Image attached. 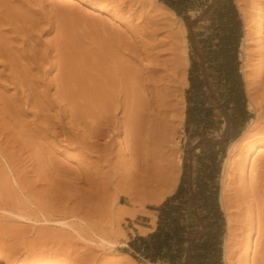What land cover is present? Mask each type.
<instances>
[{
    "label": "rangeland",
    "instance_id": "rangeland-1",
    "mask_svg": "<svg viewBox=\"0 0 264 264\" xmlns=\"http://www.w3.org/2000/svg\"><path fill=\"white\" fill-rule=\"evenodd\" d=\"M233 1L242 23L238 70L243 96L237 98V79L233 76L231 80H225V76L215 67L218 65L217 61L211 58L213 39H210L212 32L207 27L212 23L214 12L208 8V0H196L183 15H178L171 9L175 13L171 19L176 24L160 33L166 31L168 35L171 34L169 41L172 38L174 41L178 39L180 43L175 42L178 48L171 43L173 40L170 42L176 50L169 46L170 43L163 41L161 34L162 38L160 40L158 36V40L144 33L146 30H142L143 25H140L143 23L142 19L137 16L127 17L122 10L113 8L102 0H0V185L6 189L5 192L0 187V194L3 195L0 196V264L262 263L259 259L262 255L261 247H255V229L248 235L246 232H239L240 224H244L245 212L237 210L243 199L238 197V200L236 197L240 182L236 179V174L242 163L239 168L243 169V180H250V173H254L252 169L259 167L261 155L264 154V139L253 135L264 127V119L258 118L255 109L249 106L242 76L245 69L250 81L251 95L257 104L262 103L260 93L264 89V57H259L261 54L258 52L264 49V32L258 26L252 25L254 22L251 20V8L247 6L250 0H240L241 6L247 7L244 9L248 17L251 16L249 24L252 27L249 25L247 31L251 35L248 33L244 39L247 29L244 27L238 3ZM130 18L132 19L129 20ZM256 23H259L258 20ZM174 26L176 29L172 28ZM177 27L181 31L175 34ZM172 33L177 35V39ZM167 37L164 36V39ZM194 39H197L202 61L198 70L201 85L198 90L193 91L189 81V43ZM185 40L187 65L183 60ZM158 41H163L166 45H159ZM172 59L178 61L175 69L170 67ZM121 73H127L130 77L134 73L140 76V84L145 88L147 99L151 96L153 85H156L155 76L162 77L159 87H163L166 81L168 84L169 75L173 77V80L170 77V87H175L172 100V110L175 111L172 113L175 115L174 119L177 117L173 120L177 131L174 136V149L172 147L168 150V157L171 158L168 169L172 173L168 171L166 177L169 179V175L173 174L171 178L175 183L166 193L162 192L166 191L164 184L167 180L158 181V192L153 190L152 187L156 189L154 185H150L154 192H145L143 190L147 189L144 188L140 196L137 194L141 192L136 193V189H129L128 183L124 182L125 153L119 156L113 154L111 165L105 164L97 156L101 153L100 146L104 143V136L96 138L86 129L90 125L87 124L88 118L96 116L91 90L94 93L95 87L102 83V78L107 77L105 75L116 77ZM258 76H262L261 79ZM195 91L197 96L194 95ZM26 95L29 98L34 97L28 100ZM71 97L78 100L76 106L84 109V112L80 109L77 112L78 108L73 107L70 102ZM44 110L49 113L43 115L46 114ZM188 110L191 120L186 124ZM71 111L75 113L74 116L77 115V124L76 117L70 116ZM253 121H257L256 126L248 129ZM68 131L69 138H73L70 142L66 134ZM50 133L53 135H49ZM123 136V132L116 134L113 153L126 145ZM236 139H241V142L237 140L235 145ZM143 143L145 147H141L146 149L147 143L144 140ZM228 160H232V164L221 200L222 171ZM132 163L133 161H128L126 164ZM107 171H110L107 176L111 177H105ZM113 172H117L116 175ZM82 175H87L93 183H87L88 180H84ZM106 178L112 183L106 191H101ZM122 186L129 189L132 198L126 199L122 196L123 199H119L118 187L122 190ZM179 187L180 193L171 200L167 217L165 215L163 220L164 228L175 241L169 244L171 247L161 242L158 249V237L155 241L140 237H147L155 231L158 212L154 207L178 193ZM91 191L96 192L91 195ZM155 197H158V201L151 202V198ZM123 210L125 213H122ZM22 211L26 212L25 217H20ZM228 217L232 219L229 232ZM152 221L155 222L154 225ZM99 223L108 228L119 241V245L112 249H100L94 243L77 236V224L86 229L89 225L94 228ZM136 223H144L143 227L152 228L139 233L137 229L140 227ZM239 233L245 235L244 240ZM240 241H244L242 243L245 245L249 241L246 245L248 248L241 246ZM87 245H94V249L89 251L85 248ZM91 250L95 257L89 253ZM244 256L246 260H243Z\"/></svg>",
    "mask_w": 264,
    "mask_h": 264
},
{
    "label": "bare ground",
    "instance_id": "bare-ground-1",
    "mask_svg": "<svg viewBox=\"0 0 264 264\" xmlns=\"http://www.w3.org/2000/svg\"><path fill=\"white\" fill-rule=\"evenodd\" d=\"M100 1V0H99ZM102 1H105L107 4H111V6H113V8L115 7L116 9H120V11L122 10V12H124L127 17L128 16H137L138 18L142 19L141 22H143L142 24L140 25H143L141 28H143L142 30H146V32L144 31V33L146 34H149V36L151 37H158L160 36V40L161 38L163 39V41L165 43H170L173 38L170 40V36L171 34L168 35V32H164V36H168L167 39L165 38L164 39V36L163 34H161L160 32H162L165 28H171L172 24H174V21H172V15H174L175 13L169 9L168 7H166L164 4L160 3L158 0H102ZM237 3H238V8L240 10V13H241V16H242V19H243V22H244V27L246 32L244 34V39L248 36V33L247 32L249 30V18H251V16H253L251 18L252 22H254L252 25H255V26H258L259 29H261L262 31L261 32H264V0H250L249 4L247 5L249 8H251V11L252 12V15L250 13V17H248V13H246L245 9L244 8H247V7H242L241 6V2L240 0H236ZM104 3V2H102ZM105 4V3H104ZM109 6V5H108ZM104 7H107V6H104ZM101 8V7H100ZM112 8V10H113ZM250 10V9H249ZM121 12V13H122ZM248 12V11H247ZM124 14V15H125ZM122 14V16H124ZM137 18V19H138ZM174 18V17H173ZM176 18V17H175ZM178 18V17H177ZM132 18H130L129 20H131ZM139 19V21H140ZM134 20V19H133ZM180 20V19H179ZM250 20V21H251ZM258 20L259 23H256V21ZM138 20H136L137 22ZM172 21V22H171ZM132 22V21H130ZM135 22V23H136ZM138 23V22H137ZM136 23V24H137ZM140 23V22H139ZM138 23V24H139ZM178 23V22H177ZM181 23V22H180ZM176 24V23H175ZM174 24V25H175ZM179 24V23H178ZM258 24V25H256ZM139 26V25H137ZM251 26V25H250ZM136 27V26H135ZM252 27V26H251ZM254 27V26H253ZM172 28H175L172 27ZM181 28V27H179ZM183 28V27H182ZM257 28V27H256ZM148 29V30H147ZM176 29V28H175ZM174 29V30H175ZM184 29V28H183ZM182 29V31H183ZM254 29V28H253ZM259 29H258V32H259ZM139 30V29H137ZM141 30V32H142ZM179 30L181 31V29H178L177 27V32L174 31L175 34H177L179 32ZM252 29L250 28V31ZM159 33V35H157ZM162 37H161V35ZM167 34V35H165ZM156 35V36H155ZM173 35V33H172ZM249 35H251V33H249ZM260 35V34H259ZM146 36V35H145ZM174 36V35H173ZM177 35H175L174 37H176ZM172 37V36H171ZM155 38V39H156ZM158 39V38H157ZM177 39V37H176ZM159 40V39H158ZM167 40V42H166ZM154 41V40H153ZM156 41V40H155ZM154 41V42H155ZM162 41V43H164ZM169 41V42H168ZM174 41V40H173ZM175 42L177 43L178 42V39L177 41L175 40L174 42H171L173 45L175 44ZM153 43V42H152ZM159 43V41H158ZM158 43H156L155 45H158ZM161 43V42H160ZM159 43V45H160ZM161 43V44H162ZM163 44V45H166V44ZM171 43L169 44V46L171 45ZM180 43V42H178ZM177 43V44H178ZM185 50H183L184 52V55H185V64L187 65L188 64V59H187V52H186V40H185ZM149 46V45H147ZM175 46L177 47L178 45L175 44ZM181 46V45H180ZM150 47V46H149ZM158 47V46H156ZM172 49L174 46H172ZM170 47V48H171ZM175 47V48H176ZM164 48V47H163ZM162 48V49H163ZM169 48V47H168ZM169 48V49H170ZM174 48V49H175ZM178 48V47H177ZM176 48V49H177ZM264 48V47H262ZM173 49V50H174ZM175 49V50H176ZM171 50V49H170ZM157 51V50H156ZM164 51V49H163ZM169 53V52H168ZM261 54V56L259 57H264V49H262L260 52H258ZM177 55V53H175ZM181 56V55H180ZM176 57V56H175ZM178 58V57H177ZM168 59V58H167ZM173 60V59H172ZM171 60V61H172ZM156 61V60H155ZM170 61V60H169ZM164 63V62H163ZM168 63V62H167ZM177 62H175V60H173V62L171 63V68L172 69H175L177 67ZM158 71V70H157ZM166 73V72H165ZM127 75V73H125ZM136 73L131 74V77L130 76H126L124 74H120V75H116V77H111L109 74L105 75L107 77H103L102 78V83H100L98 86L95 87V90L93 91L94 93H92V90H91V98L92 100L94 101V107H96V116L90 118H88V123L87 124H90L88 127H86V129L88 128V133H92L93 135H95L96 138H98L97 136H104V143L102 144V146H100V152L101 153H98L97 156L99 158H102L104 161L105 164L109 165L111 162V157L113 156V154L119 156L121 155V153H125V159H126V163H128V161H133L132 164H126L125 163V166H124V172H125V177H124V182L128 183V186H129V189H136L135 192H141L142 189H147V190H143V191H148L149 192H152L153 190H155V192L157 191L158 192V181L162 182L164 180H167L166 183H160V184H164L165 185V188H166V191L161 192L162 193H166L167 191H169L171 189V187L174 185L175 181L174 179L171 178V175L173 174H170V169H168V166L170 164V160L171 158H169V153H168V150L169 149H172V147L175 145L174 143V136L176 134V131H177V128H176V124L174 125L173 123V120H175L177 117H175L174 119V116L172 111H175L172 110V100H173V97L175 96V87H170V77L172 76H168L167 80H168V84L167 81L166 83L164 84V86L162 87H159L160 84L159 82L162 80V77H157L155 76L154 80H156L157 82L156 85H153L152 87V90L150 91L151 93V96L149 99L146 98L145 96V88L143 89L142 88V85L140 84L142 79H140L138 76L135 75ZM164 74V73H163ZM260 74V73H259ZM108 75L110 77H108ZM113 76V75H112ZM260 77L262 76H258V79H261ZM182 78V77H181ZM243 78H244V81H245V88H246V94H247V98H248V104L249 106H252L256 113H257V117L258 118H262L264 119V89H262L261 93H260V97L262 99V103L259 102V104H257V102H255V98L253 97V95H251L252 91L250 90V81L247 79V74L245 72V69H243ZM141 80V81H140ZM172 80H173V77H172ZM249 83H248V81ZM153 81V80H152ZM184 81H185V85L187 84V79L186 77L184 78ZM179 83V82H178ZM172 84V83H171ZM175 84V83H174ZM151 85V84H150ZM177 85V84H176ZM62 86V85H60ZM174 86V85H173ZM63 87V86H62ZM77 88V87H76ZM94 88V87H93ZM59 89V88H58ZM79 89V88H77ZM36 90V89H35ZM82 90V89H80ZM79 90V91H80ZM49 91V90H48ZM56 91V90H55ZM58 92V91H56ZM70 91H68L69 93ZM74 93V91H72ZM71 92V93H72ZM86 92V91H84ZM177 92V90H176ZM72 93V94H73ZM77 93V92H76ZM83 94V92H81ZM63 94V93H62ZM82 94H78L80 97H82ZM53 95V94H52ZM77 95V96H78ZM87 95V94H86ZM27 96V95H26ZM30 96V95H29ZM31 97H34V96H31ZM30 97V98H31ZM45 97V96H44ZM59 97V96H58ZM61 97V96H60ZM79 97V98H80ZM85 97V96H84ZM181 97V96H180ZM29 97L27 96V99ZM29 98V99H30ZM28 99V100H29ZM43 99V98H42ZM71 103L73 105V107H76L78 108L76 105L78 103H76L78 100L76 98H73L71 97ZM82 99V98H81ZM83 99H86V98H83ZM90 99V98H89ZM178 99V98H177ZM37 100V98H36ZM35 100V101H36ZM41 100V99H40ZM55 100V98H54ZM62 100V99H61ZM67 100V99H66ZM69 100V99H68ZM67 100V101H68ZM91 100V101H92ZM26 101V100H25ZM34 101V100H33ZM86 101V100H85ZM30 102V101H29ZM40 102V101H39ZM54 102V101H53ZM57 102V101H56ZM26 103V102H25ZM48 103V102H47ZM66 103V102H65ZM68 103V102H67ZM177 103V102H176ZM38 104V103H37ZM43 104V103H42ZM61 104V103H60ZM35 105V104H34ZM71 105V104H70ZM71 105V106H72ZM42 106V105H41ZM44 106V105H43ZM54 106V105H53ZM68 106V105H67ZM80 106V105H78ZM174 106V105H173ZM13 107V106H12ZM176 107V106H175ZM53 108V107H52ZM59 108V107H58ZM72 108V107H71ZM178 109V107H176ZM8 109H10L8 107ZM13 109V108H12ZM12 109H11V112H12ZM61 109V108H60ZM59 109V110H60ZM78 108L77 112L79 113L80 109ZM87 109V108H86ZM7 110V109H6ZM67 110V109H66ZM73 110V109H72ZM75 110V111H76ZM84 110V109H83ZM82 110V111H83ZM9 111V110H8ZM41 111V110H40ZM48 111V110H47ZM63 111V109H62ZM92 111V110H91ZM90 111V112H91ZM5 112V111H4ZM44 112H46L44 110ZM42 112V113H44ZM60 112V111H59ZM64 112V111H63ZM72 112V111H71ZM76 112V113H77ZM84 112V111H83ZM82 114H85L83 113ZM47 113L49 112H46V114L44 113L43 115H47ZM93 113V112H92ZM41 114V113H40ZM57 114V113H56ZM62 114V113H61ZM65 114V112H64ZM74 112L71 113L70 116H74ZM117 114L120 116L118 117ZM67 115V114H66ZM10 116V115H9ZM63 116V114L61 115ZM77 116V115H76ZM74 116V117H76ZM80 116V115H78ZM177 116V115H176ZM43 117V116H42ZM45 117V116H44ZM47 117V116H46ZM65 117V116H64ZM69 117V116H68ZM73 117V118H74ZM47 119V118H46ZM72 119V118H71ZM78 118L76 117L75 118V121L77 120ZM83 119V118H82ZM257 119V118H256ZM260 119V120H262ZM14 120V119H13ZM70 120V119H69ZM68 120V121H69ZM74 120V119H73ZM80 120V119H79ZM259 120V121H260ZM8 121V120H7ZM71 121V120H70ZM86 121V120H85ZM43 122V121H42ZM61 122H62V119H61ZM73 122V121H72ZM82 122H84L82 120ZM261 122V121H260ZM13 123V122H12ZM17 123V122H16ZM51 123V122H50ZM80 123V122H79ZM86 123V122H85ZM41 124V123H40ZM44 124V123H43ZM63 124V123H62ZM60 123V125H62ZM69 124V122H68ZM71 124V123H70ZM74 124V123H73ZM76 124H77V121H76ZM255 124H257V121H253V123H250L248 125V129L249 128H252ZM259 124V123H258ZM2 125V124H1ZM14 125V124H13ZM56 125L59 126V124L57 123ZM67 125V124H66ZM86 125V124H85ZM10 126V125H9ZM12 126V125H11ZM10 126V127H11ZM63 126V125H62ZM87 126V125H86ZM256 126V125H255ZM14 127V126H13ZM17 127V126H16ZM37 127V126H36ZM44 127V126H43ZM60 127V126H59ZM68 127V126H67ZM75 127V126H74ZM85 127V126H84ZM1 128V127H0ZM82 128V127H81ZM254 128V127H253ZM8 129V128H7ZM18 129V128H17ZM60 129V128H59ZM259 129V128H258ZM21 130V129H20ZM42 130V129H41ZM65 130V128H64ZM73 130V129H72ZM10 131V129H9ZM30 130H28L29 132ZM60 131V130H59ZM66 131V130H65ZM87 131V130H86ZM85 131V132H86ZM27 132V131H26ZM70 131H68V133H66L67 135L69 134ZM74 132V131H73ZM120 132H123L124 133V136H123V140L126 142V145L124 146L123 149H117L115 151V153H113V147H114V138L116 136V134L120 133ZM15 133V132H14ZM20 133V131H19ZM17 133V134H19ZM60 133V132H59ZM63 133V132H61ZM72 133V132H71ZM87 133V132H86ZM6 134V133H5ZM12 134V133H10ZM30 134V133H28ZM55 134V133H54ZM65 134V133H63ZM65 134V135H66ZM82 134V133H81ZM85 133H83L84 135ZM2 135V134H1ZM14 135V134H13ZM21 134H19L20 136ZM31 135V134H30ZM51 135V133L49 134ZM53 135V134H52ZM51 135V136H52ZM57 135V134H56ZM82 135V137H83ZM90 135V134H89ZM88 135V136H89ZM255 136H257L258 139H264V127H261L259 130L255 131L254 134ZM16 136V135H14ZM24 136V135H23ZM36 136V135H35ZM87 136V137H88ZM252 136V135H251ZM3 137V136H2ZM11 137V136H10ZM21 137V136H20ZM32 137L33 134H32ZM38 137V136H37ZM46 137V136H45ZM66 137V136H65ZM68 137V140L70 142V139L72 138H69V135L67 136ZM74 137V136H73ZM86 137V136H85ZM5 138V137H4ZM8 138V137H7ZM6 138V139H7ZM23 138V137H22ZM27 138V137H26ZM55 138V137H54ZM58 138V137H56ZM103 138V137H102ZM13 139V137L11 138ZM17 139V138H16ZM15 139V140H16ZM34 139V138H33ZM60 139V138H59ZM57 139V141H60V140H63V139ZM66 139V138H65ZM73 139V138H72ZM75 139V138H74ZM92 139V138H91ZM23 139H21L22 141ZM25 140V139H24ZM23 140V141H24ZM30 140V139H29ZM38 140V139H37ZM68 140H67V143H68ZM86 140V139H85ZM89 140V139H88ZM98 140V139H97ZM143 140L147 143L146 145V149L145 148H142V147H145V145L143 146L142 143H143ZM238 139H236L234 141V144L235 142H237ZM7 141V140H6ZM11 142V141H10ZM13 142V141H12ZM18 142V140H17ZM16 142V143H17ZM65 142V141H64ZM81 142H84L81 141ZM80 142V143H81ZM93 142V141H92ZM95 142V141H94ZM238 142H241V139L238 140ZM3 143V142H2ZM15 143V142H14ZM22 143V142H20ZM28 143V141H27ZM30 143V141H29ZM28 143V144H29ZM74 143V142H73ZM85 143H87V141H85ZM84 143V144H85ZM11 144V143H10ZM83 144V143H82ZM141 144V145H140ZM144 144V143H143ZM240 144V143H238ZM95 145V144H94ZM93 145V146H94ZM100 145V144H99ZM236 145V144H235ZM234 145V146H235ZM7 146V145H6ZM10 146V145H9ZM8 146V147H9ZM80 146V145H79ZM84 148L85 145H82ZM97 146V145H96ZM142 146V147H141ZM18 147V146H17ZM98 147V146H97ZM5 148V147H4ZM21 148V147H19ZM25 148V147H24ZM29 148V147H28ZM77 148V147H76ZM93 149V148H92ZM142 149V150H141ZM143 149H145L143 151ZM174 149V147H173ZM2 150V148H1ZM17 149H15L16 151ZM23 150V149H22ZM25 150V149H24ZM29 150V149H28ZM86 150V149H85ZM88 150V149H87ZM3 151V150H2ZM27 151V150H26ZM91 151V150H90ZM99 151V150H98ZM142 151V152H141ZM173 151V150H172ZM170 151V153L172 152ZM17 152V151H16ZM15 152V153H16ZM92 152V151H91ZM2 153V152H1ZM7 153V152H6ZM5 154V153H4ZM2 155V154H1ZM6 155V154H5ZM12 155V154H10ZM96 155V154H95ZM4 157V155H2ZM18 156V154H17ZM10 158L12 156H9ZM18 158V157H17ZM120 158V157H119ZM6 159V157H5ZM8 159V157H7ZM124 159V158H123ZM261 164H259L258 168H253L252 171L254 172L253 174L250 173V180L248 181H245L243 180V169L239 168L241 166L238 167V171L237 172V178L240 182H239V186H238V189L236 190V194H237V199L239 197V199H243V202L242 203H238L239 206L237 208L238 211L240 210H243L245 212V218L243 220L244 224L241 225L240 224V230L239 232H243L245 234V232L248 234H250L252 231H254L255 229V234H256V239H255V247H257L258 245L261 247V252H262V255L261 257L259 258L260 261L262 260V263L261 264H264V154L261 155ZM8 161V160H7ZM6 161V162H7ZM12 161V160H11ZM123 161V160H122ZM13 162V161H12ZM11 162V164H12ZM113 163V162H112ZM118 163V161H117ZM121 163V161H120ZM17 164V163H15ZM230 164H232V160H228L225 164H224V168H223V171H222V186H221V193H220V198L221 200L223 199L224 197V188L226 187V180L228 179L229 177V167H230ZM111 165V164H110ZM16 166V165H15ZM97 167V166H95ZM112 167V166H111ZM115 167V166H114ZM120 167V166H119ZM173 167V166H172ZM171 167V168H172ZM11 168V167H10ZM16 168V167H15ZM18 168V167H17ZM99 168V167H98ZM170 168V167H169ZM85 169V168H84ZM95 169V168H94ZM93 169V171H94ZM107 169V168H106ZM112 170V168H110ZM232 169V168H231ZM13 170V169H12ZM17 170V169H16ZM86 170V169H85ZM98 170V169H97ZM15 171V170H14ZM18 171V170H17ZM22 171V170H21ZM99 171V170H98ZM169 172V176L170 178L167 179V173ZM82 172V171H81ZM87 172V171H86ZM89 172V171H88ZM101 172V171H100ZM110 172V171H109ZM108 171L105 172V177L107 176V173H109ZM143 172V173H142ZM2 172H0L1 174ZM15 173V172H14ZM104 173V172H102ZM114 173V172H113ZM112 173V176H114V174L116 175V173L113 174ZM172 173V172H171ZM82 174V173H81ZM84 174V173H83ZM7 175V174H6ZM17 175V174H15ZM22 175V173H21ZM91 175V174H90ZM89 175V176H90ZM104 175V174H103ZM2 176V175H1ZM83 176V175H82ZM122 176V175H121ZM4 177V176H3ZM2 177V178H3ZM16 177V176H14ZM24 177V176H23ZM94 177V176H93ZM96 177V176H95ZM107 177H111V176H107ZM80 178V176H79ZM114 178H117V176ZM227 178V179H226ZM16 179V178H15ZM21 179V177H20ZM83 179L84 180H88L87 183H90V185L93 183L92 182V179L89 178L87 175H84L83 176ZM22 180V179H21ZM95 180V179H94ZM24 181V180H23ZM96 181V180H95ZM2 182V181H1ZM17 182V181H16ZM86 182V181H85ZM97 182V181H96ZM226 182V184H225ZM4 183V182H3ZM95 183V182H94ZM104 186L102 187L101 191H106V189L108 188L109 184L112 183V181L108 180L106 178V181H104ZM118 183V182H117ZM116 183V185H117ZM125 183V184H126ZM2 184V183H1ZM18 184V182H17ZM23 184V183H22ZM123 184V183H122ZM5 185V184H4ZM8 185V184H7ZM21 186V182L19 184ZM26 185V183H25ZM95 185V184H93ZM97 185V184H96ZM99 185H100V182H99ZM114 185V184H112ZM119 185V184H118ZM121 185V184H120ZM150 185H154L156 187V189L153 188V190L151 191V186ZM3 186V184H2ZM29 186V185H28ZM126 186V185H125ZM150 186V188H149ZM1 187V185H0ZM8 187V186H7ZM26 187V186H25ZM24 187V188H25ZM163 187V186H162ZM2 188V187H1ZM21 188V187H20ZM23 188V190H24ZM28 188V187H27ZM4 189V191L6 192V189L5 188H2V190ZM31 189V188H30ZM99 189V188H98ZM121 189V188H120ZM119 187H118V190H119V194L117 195L118 197H120L119 199H121L122 196H124L126 199L130 198L131 195H130V192L128 191L129 189H127V187L123 188L122 186V190H120ZM140 189V190H139ZM150 189V191L148 190ZM163 189V188H162ZM10 190V189H9ZM13 190V189H12ZM28 190V189H27ZM93 190V189H92ZM115 190V189H114ZM1 191V190H0ZM21 191V190H20ZM10 192V191H9ZM23 192V191H22ZM28 192V191H26ZM96 191H91V195L94 194ZM99 192V191H98ZM116 192V191H115ZM154 192V191H153ZM25 193V192H23ZM101 193V192H100ZM118 193V191H117ZM141 193H138L137 195L140 196ZM146 194V193H144ZM152 194V193H151ZM96 195V194H95ZM147 195V194H146ZM1 196V194H0ZM3 196V195H2ZM1 196V197H2ZM8 196V195H7ZM143 196V195H142ZM145 196V195H144ZM149 196V195H148ZM152 196V195H151ZM29 197V196H28ZM146 197V196H145ZM163 196L161 195V198ZM10 198V197H9ZM132 198V197H131ZM2 199V198H1ZM8 199V198H7ZM123 199V198H122ZM121 199V200H122ZM152 199V200H151ZM149 200H151V202H157L158 201V197H155V198H151ZM238 199V200H239ZM245 199V200H244ZM4 200V199H3ZM240 200V201H241ZM11 201V199H10ZM2 202V201H0ZM5 203V202H3ZM13 203V202H12ZM237 203V201H236ZM1 204V203H0ZM15 205V204H14ZM26 205V204H24ZM243 205V206H242ZM17 206V205H15ZM19 206V205H18ZM27 206V205H26ZM29 207V206H28ZM24 208H27L24 206ZM19 209H21L19 207ZM141 209V208H140ZM28 210V209H27ZM126 210V209H125ZM20 211V210H19ZM26 211V210H25ZM33 211V210H32ZM124 211V210H123ZM129 210H127L126 212H128ZM21 212V211H20ZM19 212V213H20ZM30 213V211H28ZM35 212V211H34ZM122 213H125L122 212ZM130 213V211L128 212ZM25 214L26 212L22 211V213H20V217H25ZM123 215V214H122ZM27 216L29 217V215L27 214ZM26 216V217H27ZM130 216V215H129ZM27 217V218H28ZM131 217H133L131 215ZM26 218V219H27ZM155 220V219H154ZM232 220V219H231ZM231 220L230 218L228 217L227 218V231H231ZM240 220V219H239ZM242 222V220H240ZM153 222V225L155 224L154 221ZM151 222V224H152ZM233 222V221H232ZM94 224V223H93ZM100 224V223H99ZM102 224L100 225H96V227H91L90 225L88 226V228L84 229L83 226L80 227L79 224H77V226L79 227V231L77 232V236H79L81 239H84V240H87L89 241L90 243H94L95 244V247H99L100 249H112V247L116 246V245H119V241L117 240V238H115L111 232L109 230H107L108 228H106L105 226H101ZM95 226V224H94ZM152 227H141L139 229V233H143V232H146L147 230H150ZM233 228V226H232ZM76 228H74L75 230ZM78 229V228H77ZM237 230V229H236ZM76 231V230H75ZM241 233V234H243ZM240 234V233H239ZM240 234V235H241ZM246 235V236H247ZM242 237L245 236V235H241ZM250 236V235H249ZM77 237V238H79ZM248 237V236H247ZM76 238V239H77ZM226 238H228L226 236ZM229 239V238H228ZM225 241V248H227V240ZM240 239V238H239ZM245 238L243 237L242 240H244ZM250 240V239H249ZM247 241V240H246ZM241 243L244 242V241H240ZM249 242V241H248ZM248 242H246L248 244ZM246 244V245H247ZM92 245V244H91ZM89 246L87 245V248L88 250L89 249H94V245L93 246ZM245 245L244 243H242L241 246ZM245 245V246H246ZM244 246V247H245ZM244 247H242V249H244ZM247 247V246H246ZM248 248V247H247ZM246 248V249H247ZM105 249V250H106ZM244 249V250H246ZM226 250V249H225ZM86 251V250H85ZM90 251V250H89ZM109 251V250H108ZM244 252V251H243ZM257 252V251H256ZM89 253H92V250L91 252ZM226 253V252H225ZM84 254V253H83ZM87 254V253H86ZM227 254V253H226ZM245 254V252H244ZM88 256V255H87ZM86 256V257H87ZM92 256H93V253H92ZM242 256V255H241ZM85 257V256H84ZM91 257V256H90ZM95 257V256H93ZM89 258V256H88ZM91 260V258H89ZM96 259V258H95ZM94 260V259H92ZM243 260H246L245 256H244V259ZM228 263V262H227ZM245 263V261H244ZM77 264V263H76ZM81 264V263H80ZM241 264V263H240ZM258 264V263H256ZM260 264V263H259Z\"/></svg>",
    "mask_w": 264,
    "mask_h": 264
},
{
    "label": "trees",
    "instance_id": "trees-1",
    "mask_svg": "<svg viewBox=\"0 0 264 264\" xmlns=\"http://www.w3.org/2000/svg\"><path fill=\"white\" fill-rule=\"evenodd\" d=\"M159 1L169 9H172L176 14L183 15L196 0ZM208 8L211 9L212 13L214 12V15H212L211 18L212 23L209 27H207L210 30V33L212 32L210 39L214 40V43L213 40L211 42V45L213 46V55L211 58L217 61L218 65L215 67L218 68L223 76H225V80H231L233 76L237 79V86L239 89L236 91L235 97H242L243 91L238 70V48L242 37V23L240 15L233 0H208ZM189 45V81L190 88L194 91L198 90L201 85V78L198 74V70L202 61V54H200L197 39L190 41ZM194 95L197 96L196 91L194 92ZM242 107H244L243 103ZM190 120L191 113L188 110L186 112V124H188ZM187 128L188 125H186V129ZM180 187L178 188V193L173 194L160 205L154 207V209L158 212V220L155 231L148 234L147 237H140V239L151 238L154 241L158 237V249H160L159 244L161 242L168 247H171L169 244H171L172 241H175L174 237H172L171 234L169 235V232H167L164 228L163 220H165V215L167 217V208L169 207L171 200L175 198L176 194L178 195L180 193ZM189 258L190 257H188V259Z\"/></svg>",
    "mask_w": 264,
    "mask_h": 264
},
{
    "label": "crops",
    "instance_id": "crops-1",
    "mask_svg": "<svg viewBox=\"0 0 264 264\" xmlns=\"http://www.w3.org/2000/svg\"><path fill=\"white\" fill-rule=\"evenodd\" d=\"M135 225L138 226V227H140V228L143 227V226H145L144 223H136ZM137 231L139 232V229H137Z\"/></svg>",
    "mask_w": 264,
    "mask_h": 264
}]
</instances>
